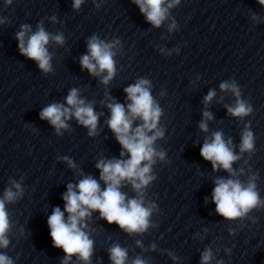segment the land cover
Here are the masks:
<instances>
[{
  "label": "clouds",
  "instance_id": "clouds-1",
  "mask_svg": "<svg viewBox=\"0 0 264 264\" xmlns=\"http://www.w3.org/2000/svg\"><path fill=\"white\" fill-rule=\"evenodd\" d=\"M86 0H72L73 11H79ZM103 0H92L94 6L99 9ZM147 23L153 28H161L167 23V32L179 30L171 10L180 5L181 0H131ZM264 6V0H257ZM13 0H5L6 5H11ZM55 25L58 18L55 14L47 17ZM251 19L257 23L260 17L252 13ZM7 18L0 17V25L9 23ZM18 41L19 53L29 60L34 61L40 72L48 75L54 71L52 60L54 53L49 51L50 46L63 47L66 43L63 32H49L44 26V20H40L33 30L30 24H21L15 33ZM87 53L79 58L81 70H86L90 76L96 77L99 83L108 87L117 75L116 57L123 53V45L118 37L111 41L101 39L93 34L86 40ZM159 51L171 56L172 52L179 54L177 47L171 51L159 48ZM197 79H200L197 76ZM153 84L146 77H140L132 84L124 88L126 103H120L106 93L105 100L100 101L109 112L104 121L107 128L112 132L115 140L121 146L119 158H107L101 156L95 163L99 171L97 179L91 174H85L78 168L73 159L68 156L57 157L67 166L74 170L80 179L75 183H68L67 190L62 194L64 208L59 206L52 209L47 218L50 230L52 246L62 249L65 253L60 264H72L75 257L77 264H92L95 251V241L92 234L95 231L90 225L93 213L98 212V218L105 220L109 225L116 224L122 232L128 236H142L149 229L157 227L152 218L160 212L158 205L147 198V189L156 181L154 167L157 163H169L167 152L157 145V141L165 138L166 129L160 121L164 116V110L158 100L152 94ZM223 93H231L234 102L225 104L230 117L244 121L253 114L251 103L242 98V90L235 79L224 80L219 85ZM165 95L161 91L160 96ZM217 93L210 89L203 99L205 110L203 118L199 122V129L209 133V121L214 119L213 114L207 110ZM224 97H221L222 102ZM95 101H89L81 96V89L71 88L65 97L64 103L52 102L44 107L39 117L47 121L55 130L54 134L62 137L65 132H72L73 128L69 121L75 120L78 126L87 130L88 137L99 136L103 129L99 126L102 112L95 110ZM255 136L251 130V122L244 124L240 132V142L234 144L233 138H225L222 130L212 131L205 136L200 148L201 157L211 163L212 171L225 172L227 176H217L213 180L215 185L211 193V203L215 205V212L229 222H240V227H245L244 221L250 220L255 224L256 218L250 213L254 210L264 209V198H261L258 189L259 174L249 167L234 168L233 165L241 161L245 154L251 159L255 152ZM238 147V152L236 151ZM247 165L248 161L245 160ZM241 177H246L242 180ZM23 176L20 180L9 178L8 186L0 196V249H8L9 236L12 234L14 224L7 205L21 200L25 194ZM103 185V187H102ZM131 188L134 196L129 197L122 189ZM205 197L204 203L208 204ZM205 235L208 229L202 230ZM228 233L234 236L237 229L229 228ZM23 235V229H20ZM204 237L196 233L193 239ZM136 247L142 252L156 251L157 245L150 244L145 248L142 240L135 241ZM220 248L213 251V246L208 245L200 253V264H224L222 259H217ZM224 253L231 256L232 249L224 248ZM110 264H149V260L141 255L129 258V249L118 242H114L107 249ZM167 255L178 262L179 257L172 251ZM0 264H15L12 257L6 252H0ZM102 264V260L97 261Z\"/></svg>",
  "mask_w": 264,
  "mask_h": 264
}]
</instances>
